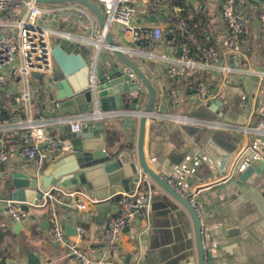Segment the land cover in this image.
<instances>
[{"label":"crops","instance_id":"1","mask_svg":"<svg viewBox=\"0 0 264 264\" xmlns=\"http://www.w3.org/2000/svg\"><path fill=\"white\" fill-rule=\"evenodd\" d=\"M205 2L194 0L192 5L185 6L179 12L185 19L183 30L177 29L178 21L175 16H171L169 23L156 25L163 27L165 31L170 27L178 34L179 43L186 39L197 44H207L219 50L226 58L232 68L231 72L224 79L218 95L209 99L220 100L219 106L209 101L197 100L196 94L191 91L199 82H205L210 77L208 71L188 70L181 75L168 72L167 69L174 66L172 60L180 54L179 44L175 50L165 47L167 60H162L156 56L144 57L138 53L141 46H150L147 39L132 43L118 38V42L128 49L131 53L130 59L143 70L155 89V106L145 124L143 149L146 162L164 178L174 176L184 193L194 194L200 208L206 264H264V172L256 174V171H252L250 175H245L247 182L236 180L226 184L231 163L219 171L209 158L199 152L208 138L224 149H231L233 157L246 148L264 152V138L256 131L244 132V126H256L259 113L264 110V75L257 73L264 72V34L258 26L260 7L246 1L241 50L239 54L229 56L224 40L225 26L220 17V6L216 3L218 0L213 8L219 20L216 18V22L207 28V14L202 7ZM41 6L53 7L54 4ZM209 12L212 13V10ZM55 16L56 14L50 21L45 20L53 31L51 35H55L52 42L60 38L55 32L69 33L70 40L92 51V45L80 39L86 35L85 26L77 22L70 23L63 16ZM41 17H38L39 22L44 20ZM196 17L202 21L199 29L192 25ZM165 24L169 27H165ZM102 57H109L111 62L121 64L106 50H101L99 58ZM55 67L53 61L52 69ZM5 72L8 74V85L0 90V102L4 105V112L8 113L13 97L19 93L20 88L12 80V77L17 76L13 67H7ZM53 83L51 71L40 83L41 103L49 104L53 100L56 93ZM177 84L178 101H175L170 92L175 90ZM146 100L147 93L142 88L136 111L114 110L101 113L102 116L119 115L104 120L102 118L104 131L101 136L104 137L107 150L126 143L129 144L126 149L135 158L139 115ZM63 110L64 108H59L57 113L47 114L45 122L49 134L70 138L72 131L69 125L60 121V118L64 116L84 119L87 115H68ZM131 112L129 117L120 116ZM191 119L216 121L220 126H201ZM242 122L244 125H241ZM94 130L91 127L88 133L91 134L90 138H96ZM19 131L7 129L3 132L2 141L8 149L9 160L0 172L1 193L5 192L2 190L4 179L14 172L28 174L32 170L42 169L48 176L59 170L66 172L73 169L75 160L70 156L71 152H65L55 159H46L40 165L20 157L17 153ZM91 140H96L94 143L97 146L101 145L99 138ZM124 161L126 162V158ZM102 165L91 167L88 171L85 169L83 186L58 189L50 196L47 205L42 201L40 205L23 206L27 210V217L20 222L9 218L7 203L0 200V255L5 264H31L27 261V252H32L35 259H39L37 264H80L69 253L68 245L74 242L86 251L92 264H179L183 259H195V244L189 235L191 220L187 211L153 181V199L147 221L135 217L121 232L115 247L111 250L104 249L102 239L107 220L117 211L119 195L130 188L132 182L127 177L130 174L128 166L114 170L104 169ZM112 167L116 168L115 163ZM67 176H73V173L65 177ZM73 189H81L93 199L86 210L63 203L65 199H61L60 192ZM52 211L56 212L59 225L65 234V244L53 238L50 224L46 222ZM1 224H5V230ZM67 226L76 229L82 226L85 228L84 236L79 239L76 234L67 235ZM69 232L72 233V229ZM132 250L140 253L139 261L130 256L129 252Z\"/></svg>","mask_w":264,"mask_h":264},{"label":"built area","instance_id":"2","mask_svg":"<svg viewBox=\"0 0 264 264\" xmlns=\"http://www.w3.org/2000/svg\"><path fill=\"white\" fill-rule=\"evenodd\" d=\"M95 2L104 17L105 26L99 28L95 16L84 5L76 2H66L54 4L53 7L38 6L36 0H0V90L8 85V74L5 72L7 67L12 66L15 58L19 66L17 73L23 79V85L19 88V93L13 97L11 109L8 113L4 112V105L0 102V172L5 168L9 160V152L2 141L3 132L7 129H19V143L17 153L20 157L33 160L39 165L46 159H55L65 152H75L76 149L70 138H60L48 133L45 122L46 115L56 112L59 103L50 100L49 104L41 103L40 91L41 81L29 83L31 72L47 74L52 71L53 57L51 54L52 43L50 41L53 34L48 27L49 21L56 14L63 16L68 22H77L86 28V35L81 36L84 43L92 45L91 56L97 59L101 50H106L113 56L115 49L126 53L131 57V53L121 43L115 33L110 32L113 23L118 25V32L125 41L138 43L147 39L150 41L148 48L141 46L138 53L146 56H156L162 60H167L164 53L165 47L173 50L180 47V54L172 60L174 66L167 70L174 74H183L188 70L208 71L210 77L205 82H199L193 89L197 100L207 102L216 97L220 92L224 79L231 72V67L225 57L214 48L207 44H197L191 41L179 43L178 34L172 31L168 24L167 30L156 24L169 23L166 18L175 16L178 30H183L185 19L180 15L184 7H189L194 0H91ZM262 6L258 13L259 30L264 34V0H260ZM181 2V4H179ZM220 6V17L225 26L224 40L226 53L237 55L241 50V36L245 31V5L246 0H218ZM162 14V19L151 22L148 17L154 15L156 18ZM47 15H51L47 18ZM43 22L38 21V17ZM112 36L115 45H111L106 40V34ZM58 37L70 39L69 33L55 32ZM114 57V56H113ZM127 70V68H126ZM252 73V72H251ZM264 75V72H257ZM132 77L133 74L129 73ZM219 79V80H217ZM178 85L173 94L174 100L178 101ZM177 97V98H176ZM57 113V112H56ZM89 115H87L88 117ZM85 118V117H84ZM179 119V117H178ZM83 118L61 117L60 121L69 125L70 130L75 133L81 129ZM197 125L207 127H218L219 122L194 119ZM256 131L264 138V110L259 113V120L255 127L244 126V132ZM251 150L252 155L258 159H264V152ZM165 179L175 190L184 194L180 183L174 176H166ZM146 180V179H145ZM65 199L64 204L79 210H86L88 204L93 199L81 189L61 191ZM193 193H190L189 200L200 216V208L194 200ZM63 200V199H62ZM61 203L60 200L56 199ZM7 214L13 221L20 222L27 217V210L18 204L7 201ZM151 204V190L148 185H140L138 182L132 192H122L118 199L117 211L107 220V226L103 235L102 245L105 250H111L119 240V236L128 223L135 217H140L147 221ZM50 232L53 238L59 243H66L65 234L59 225L55 211L49 216ZM2 229H6L5 224H1ZM85 234V228L78 226L76 237L81 239ZM139 243V242H138ZM69 253L80 264H92L85 250L76 242L68 245ZM130 256L136 261L140 260V253L134 250L129 252ZM103 264L102 262H99ZM0 264H5L0 255ZM49 264V263H41ZM116 264V263H111Z\"/></svg>","mask_w":264,"mask_h":264},{"label":"water","instance_id":"3","mask_svg":"<svg viewBox=\"0 0 264 264\" xmlns=\"http://www.w3.org/2000/svg\"><path fill=\"white\" fill-rule=\"evenodd\" d=\"M36 1L44 5L66 2L82 4L95 16L99 28L105 26V20L99 6L91 0ZM246 1L252 2L259 7L262 6L260 0ZM50 17L51 15H47V18ZM55 18H58V15ZM148 19L151 22H157V20L162 19V14L159 18L150 15ZM105 38L109 44L115 45V41L109 32H107ZM178 51H180V48H178ZM113 53V56L121 64L111 62L109 57H98L95 59L91 56L88 48L80 47L78 42L70 39L59 38L52 42L51 54L56 66L52 69L53 86L56 90L52 97L53 100L59 102V108H64V114L89 115L82 121L79 132L70 133V139L76 149L70 156L74 158L75 165L70 171L59 170L48 176L43 173L42 169L32 170L28 174L14 172L4 179L2 190L5 192H0V200L3 202L9 200L11 203L21 206L40 205L42 201L47 205L50 202V196H53L58 189H69L77 185L83 186L85 182H82V179L85 169L88 171L89 168L99 164H103L101 167L104 169L114 168V170L120 169L122 166H128L130 174L127 177L132 182V186L125 189L124 192H132L138 182L140 185L146 183L151 190L152 203L153 189L151 183L153 181L164 193L176 200L187 211L191 220L189 235L192 236L195 244L196 257L192 261L180 260L179 264H206L201 219L189 200L190 193L181 194L177 192L163 176L148 166L145 159L143 149L145 124L155 106V89L143 70L126 53L117 49ZM130 71L133 77L129 74ZM142 88L147 93V100L139 115L135 158H132L130 152L126 149L129 146L126 143H120L115 148L107 150L104 145V137L103 135L101 136L104 131L102 118L104 120L118 117L119 115L107 114L102 116L101 113L114 110L136 111ZM191 91L195 90L191 89ZM209 102L216 106L220 104V100L217 98ZM132 112L121 114L120 116L129 117ZM241 125H244V123L242 122ZM91 127L96 131L94 135L96 138H90L91 134H88L91 131ZM98 138L101 142L99 146L94 143L96 140L94 142L91 140ZM231 151V149H224L208 138L199 152L209 158L219 171L225 169L227 164L231 163L226 184L236 180L247 182L245 175H250L253 173L252 171H256V174L264 172V159L254 157L251 150H246L234 157ZM125 158L126 162L124 161ZM114 163L116 168L112 167ZM72 173L73 176L65 177ZM46 222L48 223L49 220H46ZM66 229L67 235L76 234V228L67 226ZM69 229H72V233L69 232ZM26 258L28 263H39V259H35L32 252H27Z\"/></svg>","mask_w":264,"mask_h":264},{"label":"rangeland","instance_id":"4","mask_svg":"<svg viewBox=\"0 0 264 264\" xmlns=\"http://www.w3.org/2000/svg\"><path fill=\"white\" fill-rule=\"evenodd\" d=\"M205 1L206 2L203 4L202 7L205 8V12L207 14V18L205 20V25H206L205 28H207L209 25H211V24L213 25L216 22V18H217V20H219V19H218V16L216 15V13H215L214 8H213V4L215 5V2L217 0H205ZM41 5L42 4H39L38 3V6H41ZM51 5L52 4H49V6H51ZM209 10H212V13L209 12ZM166 20H170L171 21L170 17L169 18L167 17ZM193 21L194 22L192 23V25L194 26V28H195V26L198 29L202 27V21L199 18L196 17ZM83 31H84V29H83ZM110 32L115 33L117 38H121L122 39V36H121L120 32H118V25L116 23L111 24V26H110ZM54 39H55V35H51V37H50L51 43H52V41ZM83 47L85 48L84 45H83ZM18 66H19V63H18L17 57H16L15 60H14V62L12 63V66L11 67H13V70L15 72V75H17V76L12 77V80L14 82V85L19 88L21 85H23V79L20 78V75L16 74L17 73L16 70H17ZM45 75L46 74L31 72V76L29 77V83L32 84L33 81H35V80L42 81L43 78L45 77Z\"/></svg>","mask_w":264,"mask_h":264},{"label":"trees","instance_id":"5","mask_svg":"<svg viewBox=\"0 0 264 264\" xmlns=\"http://www.w3.org/2000/svg\"><path fill=\"white\" fill-rule=\"evenodd\" d=\"M179 4H181V2H179ZM186 18H188L187 16H186ZM200 37V36H199ZM186 40V39H185ZM185 40H183V41H185Z\"/></svg>","mask_w":264,"mask_h":264}]
</instances>
